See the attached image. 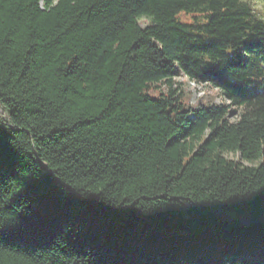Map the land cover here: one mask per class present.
<instances>
[{
	"label": "trees",
	"instance_id": "trees-1",
	"mask_svg": "<svg viewBox=\"0 0 264 264\" xmlns=\"http://www.w3.org/2000/svg\"><path fill=\"white\" fill-rule=\"evenodd\" d=\"M263 217L251 0H0V264H264Z\"/></svg>",
	"mask_w": 264,
	"mask_h": 264
},
{
	"label": "rangeland",
	"instance_id": "rangeland-1",
	"mask_svg": "<svg viewBox=\"0 0 264 264\" xmlns=\"http://www.w3.org/2000/svg\"><path fill=\"white\" fill-rule=\"evenodd\" d=\"M251 3L253 4V7L256 10V13L264 19V0H251ZM140 25L144 26V22L140 21ZM185 82V81H184ZM181 90L184 92L181 96V101L188 106H191L192 108H197L198 105H202L204 107H209L210 100L213 97L217 96V92L215 90H207L203 89L201 87H198L192 83H183L181 85ZM209 93V94H208ZM204 94H208L205 98L199 100L201 96ZM198 101V104L196 103ZM215 103H220V99H216ZM233 157V156H231ZM237 158V157H233Z\"/></svg>",
	"mask_w": 264,
	"mask_h": 264
},
{
	"label": "water",
	"instance_id": "water-1",
	"mask_svg": "<svg viewBox=\"0 0 264 264\" xmlns=\"http://www.w3.org/2000/svg\"><path fill=\"white\" fill-rule=\"evenodd\" d=\"M258 222H264V217L262 219H244L241 222V225L253 224Z\"/></svg>",
	"mask_w": 264,
	"mask_h": 264
}]
</instances>
